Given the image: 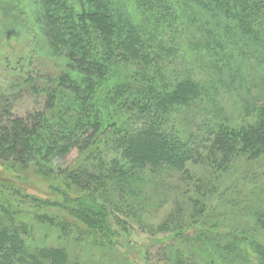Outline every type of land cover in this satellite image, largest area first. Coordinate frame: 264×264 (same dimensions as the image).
<instances>
[{
  "label": "trees",
  "instance_id": "1",
  "mask_svg": "<svg viewBox=\"0 0 264 264\" xmlns=\"http://www.w3.org/2000/svg\"><path fill=\"white\" fill-rule=\"evenodd\" d=\"M122 1L41 0L35 19L51 53L66 63L45 83L29 82L52 112L18 117L11 98L0 93V159L26 163L38 157L44 167L37 172L50 176L57 172L48 167L51 160L90 151L92 167L62 173L92 193L53 205L83 219L99 239L116 235L106 208L130 207L127 196L142 194L147 169L190 179L191 163L218 172L239 158L264 157V0ZM228 36L236 48L229 49ZM248 45L260 56L259 80L243 68ZM239 51L243 58L235 55ZM221 90L237 98L236 116ZM204 103L214 114L201 116L196 132L180 129L177 120ZM2 211L0 264H70L64 249H31L26 223ZM40 219L64 230L70 224L65 216ZM222 235H213L202 263L181 251L177 259L264 264L262 244ZM164 256L174 263L169 250Z\"/></svg>",
  "mask_w": 264,
  "mask_h": 264
},
{
  "label": "rangeland",
  "instance_id": "2",
  "mask_svg": "<svg viewBox=\"0 0 264 264\" xmlns=\"http://www.w3.org/2000/svg\"><path fill=\"white\" fill-rule=\"evenodd\" d=\"M41 3V0H0V93L11 98L18 117L52 112L44 96L34 91L35 82L30 83L29 79L45 83V78H51L66 63L51 53L50 41L35 19ZM226 39L229 49L236 48V39L229 36ZM243 52L248 60L244 63L239 59L243 68L259 80L262 67L258 52L252 45ZM235 55L243 58L240 51ZM221 94L230 115L236 116L234 93L221 90ZM211 111L210 104L204 103L189 116L178 119L177 125L196 132L201 116L213 115ZM89 155L90 151L74 150L67 157L51 160L48 167L57 172L49 173L50 176L37 172L44 167L37 165L38 157L27 159L26 163L0 159V215L5 210L10 217L26 223L29 229L26 239L31 249H64L70 264H170L164 256V251L169 250L173 264H181L177 259L179 251L202 263L204 260L200 258L215 243V233L247 236L264 246V157L239 158L228 170L218 172L206 164L191 163L190 179H184L176 171L159 174L147 169L139 189L142 194L127 196L133 203L130 207L122 204L106 208L109 209L106 220L116 235L99 239L95 232H88L89 226L83 219L53 205L55 201L67 203L68 198L74 201L92 193V187H80L69 174L62 173L92 167ZM46 213L51 217L65 216L70 223L68 228L42 222L40 215Z\"/></svg>",
  "mask_w": 264,
  "mask_h": 264
}]
</instances>
